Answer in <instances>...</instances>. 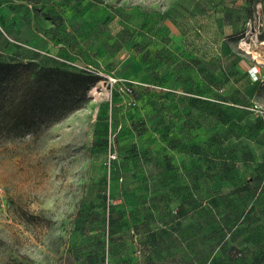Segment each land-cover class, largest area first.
Returning <instances> with one entry per match:
<instances>
[{"label":"rangeland","instance_id":"rangeland-1","mask_svg":"<svg viewBox=\"0 0 264 264\" xmlns=\"http://www.w3.org/2000/svg\"><path fill=\"white\" fill-rule=\"evenodd\" d=\"M61 6L58 16L48 12L57 23L33 10L29 33L38 41L0 23V61L13 59L10 42L34 48L20 55L27 64L0 74V264H138L136 242L143 261L151 254L143 243L164 220L150 209L153 201L137 210L143 199L135 204L126 196L136 176L127 171L122 145L132 142L125 122L137 107L127 105L135 96L124 84L168 82L172 69L179 73L172 82L199 81L200 74L190 73H200L189 60L196 58L205 72L200 80L220 84L208 88L224 99V160L234 150L241 172L257 173L264 164V0H61ZM42 25L57 40L71 36L53 42ZM74 76L96 80L89 101L59 121L49 119V105L72 95L64 85ZM110 140L118 160L109 169ZM145 166L151 177L154 167ZM234 178L240 185V175ZM147 182L140 195L150 199L157 185Z\"/></svg>","mask_w":264,"mask_h":264},{"label":"crops","instance_id":"crops-1","mask_svg":"<svg viewBox=\"0 0 264 264\" xmlns=\"http://www.w3.org/2000/svg\"><path fill=\"white\" fill-rule=\"evenodd\" d=\"M60 6L61 0H0V23H5L16 34L29 33L31 27L33 28L34 9L45 10L43 13L46 17L53 19L54 16H49V13L55 10L56 15H60ZM43 27L44 30H40L53 42H65L66 37L71 36L70 33L65 37H58L57 40L46 26ZM50 31L63 35L61 29L56 31V28H53ZM28 35L32 40L38 41L34 32ZM69 41L68 39L67 42ZM43 44L48 45L46 42ZM145 52L140 46L137 54L140 59L143 55V61ZM189 60L194 62L200 72L194 74L192 69L190 73L193 76L198 78L200 74L201 78L205 75L201 62L194 57ZM159 61L157 58L156 63L159 64ZM175 71L170 70L172 74H169L168 82L165 79H154L155 82L133 84V97L135 96L139 107L133 109L137 111L131 113L125 122L127 138L132 142H126L122 147L123 151L129 152L126 156L130 158L127 160V171H131L129 173H133V177L136 176V181L133 179L130 184L131 192L125 193L130 200H135L134 203L139 204L143 199L141 202H144V206H137V210L146 209L145 204L151 205L153 201L150 209L164 222H160L159 230L152 234L166 232L163 235L170 234L175 242L170 241L169 249L162 248L159 254H155L159 244L148 241L143 243L142 247L150 249L151 254L145 256L143 261L142 256L134 254V257L140 259L138 264H213L217 262L224 226L223 216L227 213L223 199L239 195V189L248 183L251 175L241 172L234 159V150L230 153L232 160L230 155L228 160H224L225 107L219 102V98L220 101L224 99L208 88L210 83L211 87H218L219 82L203 81L200 78L199 81L192 82L181 80V76L172 82L173 73L179 74ZM181 88L191 91L189 96H185L184 93L188 94L186 91L178 94ZM215 94L216 99L211 98ZM137 139L141 140V145L137 143ZM247 151L244 156L249 158L250 153ZM145 164L154 167L151 177L147 175ZM226 168H231L232 173L228 174ZM236 175L241 177L240 185L236 184ZM147 179L151 180L152 185H157L156 188L152 187L153 198L150 199L147 195H140L148 189ZM261 203H264V197L257 205L254 204L255 208L260 210ZM232 210L234 207L230 211ZM212 219L214 220L210 223ZM263 219L264 217L261 222L264 224ZM130 263L135 264L136 261L132 259Z\"/></svg>","mask_w":264,"mask_h":264},{"label":"trees","instance_id":"trees-1","mask_svg":"<svg viewBox=\"0 0 264 264\" xmlns=\"http://www.w3.org/2000/svg\"><path fill=\"white\" fill-rule=\"evenodd\" d=\"M53 21L57 23L55 17ZM10 45L14 47L13 59H8L7 62L0 61V74L9 69L12 64L19 63L24 65L28 63V61L24 63L20 55L23 53V50L28 51L29 49L14 42H10ZM37 55L40 56L39 54ZM31 60L36 61L34 59ZM95 83L96 80L90 81L87 78L74 76L73 82L64 85L68 89L66 94L69 95L70 89H72V95L58 97L55 102L49 105V119L59 121L67 114L80 109L89 101L88 92ZM132 93H134V88ZM135 107H139V105L136 104L133 108ZM60 110H65V112L59 113ZM226 171L228 174H231L233 170L226 168ZM250 175L251 178L247 180L248 183L239 189V195L223 199L227 213L223 216L224 226L222 228L217 262L213 264H264V224L261 222L264 217V203L260 204L262 206L259 208L260 210L255 208L258 201L264 197V164L258 168L257 173L253 172ZM241 192H243L242 195H240ZM238 205H242L245 209H238ZM232 207H234V210L230 211ZM214 219L210 220V223ZM165 233H153L151 237L154 244H159L158 248L155 249V254H159L162 248L169 249L171 245L170 241L174 242L172 236L170 234L164 236L163 234ZM159 239H164V241L161 242ZM135 248L136 250L140 249L141 253L143 252L140 245L135 246ZM136 250L133 251L135 255ZM181 264H185V262Z\"/></svg>","mask_w":264,"mask_h":264},{"label":"built area","instance_id":"built-area-1","mask_svg":"<svg viewBox=\"0 0 264 264\" xmlns=\"http://www.w3.org/2000/svg\"><path fill=\"white\" fill-rule=\"evenodd\" d=\"M14 43L26 48V49H34L32 48V46L30 45H27V44H24V43H21V42H17V41H14ZM40 53L44 54V55H49L48 53L46 52H41L39 51ZM55 57V56H53ZM56 59H59L61 61H63L64 63H67L69 66H71V68H77L79 71H86V72H92V73H96V71L91 67V66H81L80 64H78L76 61H73V60H68V59H64V58H58V57H55ZM249 71H252V69H250ZM113 80V79H112ZM113 82L115 83L116 80H113ZM131 84H124L125 85V90L127 93L131 94L133 92V84L134 82H130ZM128 106H135L136 105V102L133 101V100H130L128 103H127ZM108 157H107V165L110 168H112L113 164L116 162V160H118V155H117V151H116V146L115 144L110 140L108 142ZM141 250L140 249H137L136 250V255L137 256H140L141 257Z\"/></svg>","mask_w":264,"mask_h":264}]
</instances>
